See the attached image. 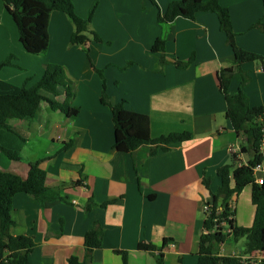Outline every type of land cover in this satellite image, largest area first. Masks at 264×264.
Listing matches in <instances>:
<instances>
[{"label":"crops","instance_id":"obj_1","mask_svg":"<svg viewBox=\"0 0 264 264\" xmlns=\"http://www.w3.org/2000/svg\"><path fill=\"white\" fill-rule=\"evenodd\" d=\"M72 1L82 18L97 4L88 44L72 45L74 23L66 13L54 12L50 46L43 55L24 49L17 26L0 1V62L13 54L18 65L2 68L0 79L18 86L28 81L31 86L48 64H60L68 88H61L58 96L43 93L79 108L70 118L43 101L35 118L10 120L28 133L29 140L21 160L0 151V169L27 177L30 164L40 161L47 184L65 199L41 205L25 193L16 195L11 233L29 235L36 242L31 264H70L71 257L85 264H125L124 253L128 264H158V253L140 250L141 242L161 247L167 264H197L207 218L204 203L219 190V168L235 164L236 154L239 165L250 159V154L241 153L247 138L228 119L220 90L219 74L234 66L236 54L219 16L201 12L193 20L177 17L161 24L159 12L180 0H156L159 7L142 0ZM220 3L229 9L237 45L264 55V29L253 27L264 17L263 0ZM94 32L102 42L93 39ZM159 37L166 39L169 59L193 58L190 66H162L152 52ZM95 67L103 72L113 104L125 101L127 109L148 117L150 138L184 132L191 138L155 153L150 145L140 147L135 152L136 170L132 154L114 148L113 112L102 102L103 80ZM243 68L251 76L245 87L250 103L264 108L263 64L253 61ZM241 81L236 73L230 92L238 91ZM255 175L256 180L264 178V161ZM227 202L235 210L237 226H252L250 186ZM95 225L103 230L102 247L88 256L86 234ZM245 246L246 237L236 241L230 234L219 253L243 254Z\"/></svg>","mask_w":264,"mask_h":264},{"label":"trees","instance_id":"obj_2","mask_svg":"<svg viewBox=\"0 0 264 264\" xmlns=\"http://www.w3.org/2000/svg\"><path fill=\"white\" fill-rule=\"evenodd\" d=\"M4 3L9 15L17 26L19 41L24 49L33 55L45 54L50 46L49 25L54 12H63L68 15L75 25L71 36L72 45L88 44L90 38L89 24L92 21L97 4L94 5L87 18L77 15L72 0H0ZM158 6L156 0H142ZM264 5V0H263ZM159 7V6H158ZM201 12H215L219 16L220 28L226 33L228 43L236 54L233 67L224 68L219 74L220 90L224 93L227 102L226 115L235 130L241 131L247 138L246 146L241 153L250 154L247 163H239V155H235V164L219 168L218 175L221 184L217 193H212L209 203L211 212L204 221V233L199 245V259L197 264H253L257 253H264V183L256 180L255 167L264 161V108L253 106L245 90L251 76L243 65L248 62L260 61L264 67V55L246 50L237 45L236 33L232 28L229 9L222 6L220 0H180L170 3L166 12H159L158 20L161 24H168L177 17L195 19ZM253 27L264 29V17ZM93 39L102 42L100 36L94 32ZM152 52L158 54L159 63L164 66L174 63L179 68H187L193 61L169 59L166 53V39H156ZM15 55L10 54L0 62V70L6 66H18L13 62ZM20 67V66H19ZM103 80L102 102L110 106L115 124V144L118 151L132 154L137 170L135 152L144 145L152 146V153L158 149H167L166 145L173 142H183L191 138V133H171L158 138H150L148 117L125 107V101L113 104L107 94V87L103 72L95 67ZM236 73L242 76L238 91L230 92V84ZM29 80V79H28ZM68 78L65 68L60 64L50 63L45 67L40 80L28 86L15 85L0 79V151L11 160H21V151L29 140L28 133L12 124L11 119L31 120L41 110L43 101L48 102L53 111H59L66 117L74 118L79 108L71 106L69 102H61L46 96L43 91L58 96L61 88H68ZM71 142L66 144L70 147ZM78 183V182H77ZM209 186V184L206 182ZM252 189V203L255 214L252 226L240 227L236 225L235 210L227 202L234 195H239L246 187ZM25 193L36 199L41 205L46 202L65 200L53 187L47 184L46 171L41 162L31 163L27 177L0 169V264H31L30 254L36 247V242L29 235H13L11 228L16 224L13 217L14 198ZM92 201L87 204L90 210ZM233 216L232 219H228ZM226 220L228 225H222ZM233 234L238 241L246 237V246L243 254L220 255V246L226 238ZM103 230L95 225L86 234V253L92 255L95 249L102 247ZM168 240H165V243ZM140 250L158 253V264H167L162 248L151 242H141ZM70 264H85L77 257L69 259ZM124 263L128 264L126 253ZM259 264H264L262 260Z\"/></svg>","mask_w":264,"mask_h":264},{"label":"built area","instance_id":"obj_3","mask_svg":"<svg viewBox=\"0 0 264 264\" xmlns=\"http://www.w3.org/2000/svg\"><path fill=\"white\" fill-rule=\"evenodd\" d=\"M262 147H264V144H263V146ZM262 169V164H258L256 167H255V171H258V170H261ZM260 184H263L264 183V178H259L258 180H257ZM204 211L206 212V214H209L210 212H211V206H210V203H209V201H206L205 203H204ZM233 218V216H229V218L228 219H232ZM223 226L224 225H228V222L226 221V220H224V221H222V223H221ZM259 254H261V253H257V259L254 261V263L253 264H259L262 260H264V254H261V255H259Z\"/></svg>","mask_w":264,"mask_h":264}]
</instances>
